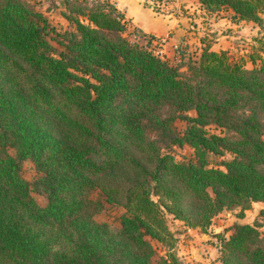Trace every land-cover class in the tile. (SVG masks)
<instances>
[{
	"label": "trees",
	"instance_id": "trees-1",
	"mask_svg": "<svg viewBox=\"0 0 264 264\" xmlns=\"http://www.w3.org/2000/svg\"><path fill=\"white\" fill-rule=\"evenodd\" d=\"M63 1L57 31L36 0H0V264H187L167 214L206 230L264 201V57L247 67L206 43L171 61L109 0ZM198 1L264 29V0ZM183 144L193 156L177 159ZM104 202L124 207L119 226L95 219ZM259 224L218 235L221 264H264Z\"/></svg>",
	"mask_w": 264,
	"mask_h": 264
},
{
	"label": "rangeland",
	"instance_id": "rangeland-1",
	"mask_svg": "<svg viewBox=\"0 0 264 264\" xmlns=\"http://www.w3.org/2000/svg\"><path fill=\"white\" fill-rule=\"evenodd\" d=\"M36 7L43 11L50 23H52L57 31H62L68 26L67 19L61 14L64 9L63 0H36ZM95 0H88L89 3ZM154 5L157 10L164 14H171L169 17L174 18L176 25H183L184 33L172 37L170 43L160 41L157 37V48H162V53L171 61L175 60V56L179 52L177 45L185 46L188 50L193 51L200 49L204 44L211 45L212 49L224 48L230 57L240 60L245 66L251 67L253 64L250 55H255L257 61L258 56L264 57V29L253 20H233L230 17V10L221 8L216 10H208L203 8L198 0H146ZM162 9V10H160ZM260 15L264 21V2ZM134 26L128 24V30H132ZM172 33L168 32L167 35ZM54 44L58 45L55 41ZM175 125L179 129L184 126L181 119L175 120ZM210 130L219 131V127L211 124L208 125ZM225 131V129H222ZM264 138V136H263ZM172 153L177 159H187L193 156L192 148L187 145H173ZM13 153V150L9 149ZM231 154L226 152L224 155H213L210 157L213 165H218L221 159L229 158ZM23 175L33 181L40 172L35 168L34 163L30 159H26L22 163ZM32 194L40 204L47 201L46 193L42 191L32 190ZM93 197L104 199V195L95 189L91 192ZM264 207V201H253L251 205L244 210L245 216H239V208H224L219 211L213 218L212 222L206 230L199 227H192L184 223L182 220L174 218L171 214H167V223L173 231L172 250L178 257L187 264H221L217 258L219 252L217 250L218 235L221 233L228 234L231 225L236 221L254 222L257 220L259 229L264 233V219L260 216V209ZM125 211L121 204L114 202H104V208L97 212L94 217L99 221H106L111 226L120 225V216ZM159 253H164L167 245L162 242L151 239Z\"/></svg>",
	"mask_w": 264,
	"mask_h": 264
},
{
	"label": "crops",
	"instance_id": "crops-1",
	"mask_svg": "<svg viewBox=\"0 0 264 264\" xmlns=\"http://www.w3.org/2000/svg\"><path fill=\"white\" fill-rule=\"evenodd\" d=\"M124 13L127 23L131 26L138 27L146 33H152L160 41L170 43L172 37L184 33L183 25H176L174 18L169 17L171 14L154 8L146 0H109ZM162 10V9H160ZM163 11V10H162ZM172 33L170 36L167 33ZM183 32V33H182Z\"/></svg>",
	"mask_w": 264,
	"mask_h": 264
},
{
	"label": "built area",
	"instance_id": "built-area-1",
	"mask_svg": "<svg viewBox=\"0 0 264 264\" xmlns=\"http://www.w3.org/2000/svg\"><path fill=\"white\" fill-rule=\"evenodd\" d=\"M152 42H153V44L156 43V42H157V39H156V38H153V39H152ZM156 51H157L159 54L163 55V53H162V48H157Z\"/></svg>",
	"mask_w": 264,
	"mask_h": 264
}]
</instances>
